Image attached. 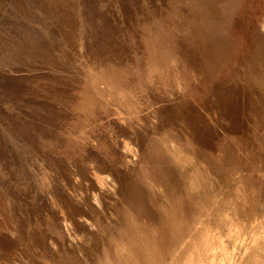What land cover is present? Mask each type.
<instances>
[{
    "label": "rangeland",
    "instance_id": "rangeland-1",
    "mask_svg": "<svg viewBox=\"0 0 264 264\" xmlns=\"http://www.w3.org/2000/svg\"><path fill=\"white\" fill-rule=\"evenodd\" d=\"M0 264H264V0H0Z\"/></svg>",
    "mask_w": 264,
    "mask_h": 264
}]
</instances>
